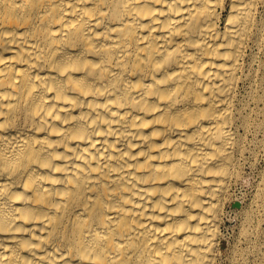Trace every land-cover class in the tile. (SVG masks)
Masks as SVG:
<instances>
[{"label":"bare ground","instance_id":"6f19581e","mask_svg":"<svg viewBox=\"0 0 264 264\" xmlns=\"http://www.w3.org/2000/svg\"><path fill=\"white\" fill-rule=\"evenodd\" d=\"M259 2L0 0V264L217 263Z\"/></svg>","mask_w":264,"mask_h":264},{"label":"rangeland","instance_id":"374dc122","mask_svg":"<svg viewBox=\"0 0 264 264\" xmlns=\"http://www.w3.org/2000/svg\"><path fill=\"white\" fill-rule=\"evenodd\" d=\"M242 75L236 101L242 152L221 216L216 264H264V0L257 7Z\"/></svg>","mask_w":264,"mask_h":264}]
</instances>
